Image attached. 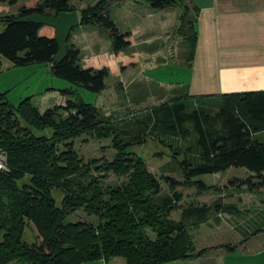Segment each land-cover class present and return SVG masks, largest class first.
I'll list each match as a JSON object with an SVG mask.
<instances>
[{"label": "trees", "instance_id": "16d2710c", "mask_svg": "<svg viewBox=\"0 0 264 264\" xmlns=\"http://www.w3.org/2000/svg\"><path fill=\"white\" fill-rule=\"evenodd\" d=\"M17 1L0 3L14 5ZM142 1L153 9L183 2ZM105 7L100 0L78 11L80 25L108 32L112 52L117 53L130 46L128 34L118 30ZM72 10L75 8L67 0H41L33 8H21L16 16L0 18L5 23L0 32V60L14 66L49 65L55 77L100 94L108 76L105 67H81L79 51L68 45V39L65 58L55 60L58 47L54 37L39 36L42 26L17 22L32 13L53 17ZM182 21L191 56L196 34L186 11ZM60 93L69 94L67 90ZM193 99L200 104L190 107ZM203 99H209V104L201 102ZM28 100L14 107L0 93V150L6 155L8 169L0 171V264H92L116 257L125 264H167L195 258L207 249L195 250L190 231L206 224L214 213L234 214L236 208L221 201L181 207V193L176 188L194 187L196 194L204 193L210 187L194 179L229 168L250 173L245 180L230 181L233 187L264 188V145L255 139L264 130V91L178 96L155 107L139 122L140 133L134 136L118 130L93 104L68 99L39 113ZM211 109H216L214 115ZM44 129H51V135L36 134ZM82 135L111 139L112 160L84 163L73 148V141ZM147 136L167 148L180 168L182 182L157 178L131 150L143 145ZM181 142L186 146L181 147ZM108 173L125 180L105 186L102 179ZM160 179L170 193L161 194ZM80 210L96 222L65 223L67 216ZM175 210H180L178 220L170 217ZM26 227L34 232L31 243L24 239ZM235 247L222 248L231 253Z\"/></svg>", "mask_w": 264, "mask_h": 264}, {"label": "rangeland", "instance_id": "374dc122", "mask_svg": "<svg viewBox=\"0 0 264 264\" xmlns=\"http://www.w3.org/2000/svg\"><path fill=\"white\" fill-rule=\"evenodd\" d=\"M40 1L41 0H18L14 5H9L8 2L0 3V18L5 16H16L21 8H33ZM67 1L75 10L80 11L81 9L97 4L100 0ZM104 5L110 12V18L114 21L121 33H129V31L132 32L133 29H136L138 31V36L145 34L143 39L146 37L145 39L151 41V43L141 48V45L138 44L141 40L136 39L135 46L114 53L111 47H109V42L111 41L109 34L104 29L94 25H79L71 30L68 38V45H72L78 49L79 65L83 68L105 67L108 71V76L105 79L107 90L103 95L99 96V94L88 92L77 85L55 77L51 73L49 65L34 63L26 66H14L6 59L1 58L0 93H5V101L11 106L17 107L21 102L29 99L28 102L37 108L39 113H43L45 110L54 106L63 105L68 99L76 102L83 101L93 105L98 101L102 102L107 100L106 104L100 105L103 109L99 108L104 116L113 121L118 130L125 131L126 136H134L140 133L139 122L145 120L155 107L178 97L172 95L168 100L158 101V99H155V94H157L158 91L167 89L170 84L176 85V82L182 80V78H184L182 76L186 74V69L183 65H180L183 57L182 53L184 51L182 42L186 44V41H188L186 38L188 33L183 31L185 26L183 25V21L178 22L176 19L165 32L160 31L157 33L158 26L156 20L160 15H163L162 10L152 9L142 0H104ZM4 27L5 23L0 21V32L3 31ZM38 35L54 37V30L48 26H42L38 31ZM87 39H91L94 42L92 44L90 41L86 42ZM90 45H92L91 48L93 49L89 48ZM94 47L97 48L94 49ZM158 50L162 52V57L158 52L157 57L159 58L157 59L163 62L166 61L165 64H159L161 61L153 57V63L141 60V65L139 67L135 70H132L133 68L129 69L131 67L129 63H135L138 51L142 52L144 56H152L154 51L156 53ZM121 63H125L124 67L126 68V72L123 73V75L120 73ZM134 81L137 82L136 85ZM159 82L160 84L162 83V85L159 86ZM113 89L114 92H112ZM62 90H67L69 94L62 95L60 93ZM247 92L255 91L240 90L234 91L232 94ZM190 101V107H196L200 104L199 101L195 99ZM201 102L209 104L210 100L203 99ZM215 112L216 109L210 110L211 115H214ZM51 133V129L36 131L37 135L50 136ZM147 137L148 139L143 145L135 146L131 148V150L145 160L148 171L157 178L165 176L175 181L182 182L180 168L177 162L171 158L167 148L150 138V136ZM255 139L264 145V130L256 133ZM73 142L74 150L84 163L91 160H95L97 164L109 162L115 155V150L111 147V139L97 140L92 135H82ZM180 146L185 147L186 144L181 142ZM191 156H193V154H190V157L188 155V159H191ZM249 176L250 173L243 168H229L222 173L198 176L194 180L203 182L209 186L210 189L204 193L196 194L194 187L178 186L176 191H179L182 197L179 205L181 207L192 204L197 205L198 203L212 205L215 202L221 201L224 204H231L232 206L236 204L239 206V199L235 196L236 194H232L236 192H248V190L245 188H235L230 184V181L233 179L245 180ZM124 180V177L116 178L112 173L104 175L102 179L105 186L116 185ZM159 181L161 194L170 193L166 182L163 179ZM54 195H56V193ZM258 198L264 199V192H262ZM222 200L225 201L223 202ZM56 201L57 205H59V198H57ZM257 205L259 207L253 210L250 216H246L247 213L242 209L239 211V215H236V217H238V222L242 221L243 228L248 229L253 226L251 229L245 230L241 228L242 231H238V234L241 235L242 238L247 237L253 231L255 232L256 230L253 228H258V225L255 224L251 226L250 224H246L245 226L243 221L246 218L251 219L254 217L256 219L260 217V215L264 216V207H261L259 204ZM220 214L222 213H214L210 216L209 224L213 225V228L217 225L214 219L218 218L220 220ZM178 216V210L173 211L170 215L174 220H177ZM222 220L224 226L216 230H211L208 226L204 225L197 230L190 231L196 251L204 249L198 248L201 246L202 242L212 244L219 242L224 244V242H232V240H234V232L237 230L232 232L230 230L231 227L229 228L230 224L233 222L229 221L227 217H223ZM68 222L94 223L96 219L95 217L87 216L80 210L67 216L65 218V223ZM225 225H227V228ZM148 234L150 237H153L149 231ZM24 239L28 243L34 240V232L32 230L30 231L28 227L24 230ZM213 248L205 249H207V251H212ZM210 255L211 254L204 256V259H206L205 264H212V262L208 260ZM203 261L205 260H202L201 264Z\"/></svg>", "mask_w": 264, "mask_h": 264}, {"label": "crops", "instance_id": "0c3cea01", "mask_svg": "<svg viewBox=\"0 0 264 264\" xmlns=\"http://www.w3.org/2000/svg\"><path fill=\"white\" fill-rule=\"evenodd\" d=\"M160 10H162L163 15H160L156 20L157 33L165 32L176 19L180 22L183 11H186L187 16L192 20L196 38L194 45H192L191 56L189 44L182 42L184 51L180 65L186 69L185 76H182L184 78L177 81L176 85L170 84L167 89L158 91L155 94V99L158 101L168 100L172 95L183 96L184 94L191 97H201L220 96L240 90L264 91V0H183L181 4H170ZM129 33L127 34L129 35L130 46L127 49L135 46L136 39L141 40L138 43L141 48L150 45L151 41L146 40V37L143 39L145 34L138 36L136 29H133L132 32L129 31ZM87 41H90L91 44L94 42L91 39H87ZM91 46L89 48L93 49ZM109 47H111V42H109ZM96 48L94 47V49ZM158 52L162 57L160 50L156 53L154 51L152 56H144L142 52L138 51L136 61L129 63L131 66L129 69L135 70L141 65V60L153 63V57L161 61L159 64H165L166 61L157 59L159 58L157 57ZM124 64L121 63V75L126 72ZM134 84L136 85L137 82L134 81ZM158 85L160 86L162 83L159 82ZM106 87L105 84V90L99 96L106 92ZM106 103L107 100L98 101L95 106L103 109L100 105ZM262 192H264V188L258 191L233 193L232 195L236 194L235 196L239 199V206L234 204L236 208L234 214H220L221 221L215 220L217 225L214 228L213 225L209 224V220L206 224L195 228L197 230L206 225L209 229L216 230L224 226L222 219L227 217L229 221L233 222L229 226V228L231 227L230 230L232 232L237 230L234 232L235 237L232 242L227 241L224 244L202 242L198 248H216L195 258L191 257L167 264H201L202 260H205L202 263L205 264L204 256L209 254L211 255L208 260L212 264H264V216L260 215L256 219L254 217L246 218L243 221L245 226L246 224L258 225V228L253 229L259 231L257 233L253 231L245 238L238 234V231H242L241 228H245L242 227V221L238 222V217H236L241 209L247 213L246 216H250L253 210L259 207L257 204L264 207V199L258 198ZM203 204L205 203H198L197 205ZM178 211L180 213V210ZM225 226L227 228V225ZM225 245L236 247L233 252L226 253L222 248ZM92 264H125V261L123 258L116 257L107 262L97 261Z\"/></svg>", "mask_w": 264, "mask_h": 264}, {"label": "water", "instance_id": "95a60500", "mask_svg": "<svg viewBox=\"0 0 264 264\" xmlns=\"http://www.w3.org/2000/svg\"><path fill=\"white\" fill-rule=\"evenodd\" d=\"M20 23H33L39 26H48L54 30V39L58 51L55 60H62L67 53V39L72 29L80 25L79 14L77 10L69 12H58L56 16H45L37 13L21 17L17 20Z\"/></svg>", "mask_w": 264, "mask_h": 264}, {"label": "built area", "instance_id": "2783aa9c", "mask_svg": "<svg viewBox=\"0 0 264 264\" xmlns=\"http://www.w3.org/2000/svg\"><path fill=\"white\" fill-rule=\"evenodd\" d=\"M0 171L7 172L8 169L6 167V155L3 151L0 150Z\"/></svg>", "mask_w": 264, "mask_h": 264}]
</instances>
